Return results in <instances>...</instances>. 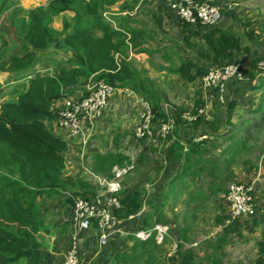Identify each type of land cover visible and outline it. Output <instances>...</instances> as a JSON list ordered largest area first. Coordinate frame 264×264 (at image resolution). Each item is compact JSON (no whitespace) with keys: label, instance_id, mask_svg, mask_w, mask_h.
<instances>
[{"label":"trees","instance_id":"trees-1","mask_svg":"<svg viewBox=\"0 0 264 264\" xmlns=\"http://www.w3.org/2000/svg\"><path fill=\"white\" fill-rule=\"evenodd\" d=\"M119 1L50 0L46 4L27 10L16 35L19 40L24 39L20 53L0 60V72L16 75L19 80H28L11 90H5V95L16 92V97L0 103V264H51L43 254L39 240V233L44 228L42 202L50 196L63 197L61 204L67 208L66 214L69 216L74 199L64 196L66 192H70L74 198L95 196L87 181L65 175L69 143L58 137L52 128L57 118L52 104L79 90L86 91V86L90 83L104 82L139 93L151 103L157 127L161 122H168L167 113H170L174 128L166 138L160 139L157 144L159 146L149 143L147 137L138 139L149 154L139 156L136 168L141 165L144 167L147 161L161 167L164 161L171 164L179 162L182 166L180 177L191 178V185L197 190L190 192V202H200L206 207L205 203L209 199L222 194L224 196L219 199L223 200L225 205L227 203V184L236 178L233 166L237 157L250 145L252 134H248L244 140L236 141L237 134L234 130V134L229 137L231 145L219 153L218 158L212 156L210 149L215 150L217 145L214 142L208 145L210 137L201 141L196 139L206 136L208 130L218 133L226 126H233L232 114L237 105L236 91L248 81L254 80L259 73L264 75V69H259V63L264 60V53L262 54L260 49L253 51L251 47V43L260 42L264 50V39L261 43L260 34L252 26V22H242L236 17L237 12L228 9L227 5H224L223 15L238 20L244 27L243 33L226 29L220 24L204 27L200 23L191 25L179 20L184 32L182 42L175 41V44L184 48L187 56L173 71L184 83L194 84L206 75L210 68L231 63H240L246 74L245 81L229 85L227 115L221 119L213 117L211 122L198 115L203 99L201 94L197 93L192 113L198 118L192 123H187L181 116L184 108L178 106L166 112L160 103L157 90L154 89V82L143 75L133 61L128 60L130 47H133L135 52H138L139 48L142 50L147 40L154 35L155 29L148 31L141 26H134L136 22L124 19V16H106L107 11H111ZM136 1L122 6V12L132 9ZM12 2L15 0H0V23L3 10L5 11ZM163 5L166 12L171 14L167 3ZM62 14L63 28L55 29L52 24ZM154 19L162 24L161 15H155ZM8 45L6 39L0 40V49ZM49 46L61 51L65 62L52 59L50 69H44L35 77L28 78L27 72L39 61V53ZM117 54L119 59L116 58ZM249 55L252 57L247 58ZM234 85L239 88L234 89ZM263 124L257 122L254 126L262 129ZM204 126L208 127V130L203 129ZM183 130L189 132V137H182ZM256 131L255 139L261 134ZM114 140L115 152L91 154V169L97 174L109 176L115 166H123L129 162L130 158L120 151L118 134ZM157 155H161V159ZM244 162L250 163L248 159ZM251 169L255 171L257 167L249 165L248 170ZM204 176L212 179L206 186L200 185ZM150 180L146 177V181ZM172 186L173 182L169 181V193L160 201L157 195H152L146 200L145 204L151 209L150 213L143 211L146 188H125L119 194L121 208L114 211L115 216L119 220L139 216L147 229L156 223H169L170 218L166 216L163 208L164 200L171 197ZM181 186L191 187L186 180ZM181 186L179 190H182ZM168 206L174 219H177L172 210V203ZM223 206L221 204L218 207L223 209ZM226 218L216 216L217 223L224 225V229L218 238L205 243L209 252L199 260L194 249L185 247V242L190 241L187 229L179 230L175 235L178 249L171 261L176 264H226L222 252L228 237L241 233L244 227L249 226L237 219L226 224ZM254 220L264 224V209ZM68 223L70 224L69 220ZM129 238L132 240V246L114 254L112 264H166L167 259L163 254L157 256L161 252V244L154 238ZM254 264H264V238L258 243Z\"/></svg>","mask_w":264,"mask_h":264},{"label":"crops","instance_id":"crops-1","mask_svg":"<svg viewBox=\"0 0 264 264\" xmlns=\"http://www.w3.org/2000/svg\"><path fill=\"white\" fill-rule=\"evenodd\" d=\"M132 1L133 0H120L118 3H116L111 8V11L115 10V12H117V11L122 12L121 7L125 6L128 2L130 3ZM162 2L165 3V0H137L136 2H134L135 5H133L131 7L132 9H126L125 11L122 12V13H126V15H129V16H126V15L125 16L131 17V19H133V21L137 23V25H136V23L135 24L133 23L134 26H137V27L141 26V27H143V29L148 30V31L149 30L151 31V29H155L154 35L152 36V38L147 40L148 42L143 46L142 50H140V48H139L138 49L139 51L135 52L133 47H130L127 58H128V60L133 61V63L136 64L137 68L139 69V71L143 75L149 77L154 82L153 86H154V89L157 90L158 96H159V93L161 91V89L158 88V85H160L161 82H165V83H169V84L171 83V86L173 85V83L175 85H177V84L184 85V87L193 86L194 87L193 95H195V93H196V95H197V93L200 94V90L198 89L199 81L195 82L194 84H185L182 81L181 77L173 71L174 68L177 67L180 64V62L185 58V56H187L185 54L184 48L179 47L175 44V41L179 42V43L182 42V37H183L184 31L182 30V26L179 23L180 19L172 13L171 14L167 13L166 10L164 9V5ZM235 3L236 2L233 1L232 3L226 4V5L229 7L228 9H231V10L234 9L236 11L238 7L236 8V6L234 5ZM230 6H231V8H230ZM160 7H162L161 10H160ZM239 9H240V6H239ZM240 12L243 15H248V16L252 17V14H248V13H252V11L250 9L248 10V9L244 8ZM69 15H71V14L69 13ZM155 15H161L162 16V24L155 21V19H154ZM125 16H124V19L126 18ZM259 16L260 15H258V17ZM63 17H64V14H62V16L58 17V18H61V22H62ZM58 18H56L54 20V22L52 24L53 27H54L55 21L58 20ZM134 18H136V19H134ZM227 18H228L227 16L222 15L218 24L224 26L226 29H233L236 32L243 33L244 27H242L241 24H238L239 22L237 23L238 25H236V24H234V22H232L230 20L228 21ZM241 18H246V17L241 16ZM248 19H250V18H248ZM251 21L253 22V20H251ZM252 26L258 30V32L260 34L261 43H262V40L264 39V29L260 25L254 24V22L252 23ZM54 28L61 30L63 28V22H62L61 27H54ZM16 35H13V37L10 38V42L13 41L15 44L19 45L21 40H19L18 36L16 37ZM262 44H264V43H262ZM49 47L46 49H49ZM251 47H252L253 51L256 49H260V52L262 54L264 53V50L261 48L260 42H259V44L251 43ZM15 53L19 54L20 52L17 53V51H16ZM63 55L64 54L61 52L59 58H57L55 61L57 62V60H59L61 58L60 61L65 62L66 59L64 58ZM156 56H158V58H159L158 60L155 58ZM251 57H252V55H249L247 58H251ZM50 61H49V64L47 65L48 62H46V63L43 62L41 57L39 56V61L27 72L28 73L27 77L28 78L35 77V75H38L39 73L43 72L44 69H50L52 67V64H51L52 62H50ZM2 75H5L3 77H5L7 84L4 85L3 87H1V89H0V100H1L0 103L5 101L9 96V95L4 94L5 90H11V89L17 87L20 83H23L22 82L23 79L19 80L18 76H16V75H12V74L7 73V72H0V79L2 78ZM260 75L261 74H258L254 80L248 81L241 88H239L237 86H235V88H234L236 90L239 88L236 91L237 92V94H236L237 105H240V104L243 105V102L245 100V93L247 92V90L248 91L250 90V92L247 93V96H249L247 104H246L247 106L245 108L243 107L246 110H245V112L241 113L242 122H241L240 126L235 124L234 128H232V127L228 128L229 126H226L220 130L221 133H222V131H224L223 132L224 136H222V140H223V142L227 143V146L231 145V141H229V137L232 136V134H234L235 129H236V134H237L235 136L236 141L245 139V137L248 135V134L246 135L244 133V132H247L246 122H248L250 124V127L248 128V129H250L249 132H251V131L253 132L254 130L260 131L261 134L264 132V128L261 129V128H256L254 126L257 122H263L264 123V75H261V76ZM172 76L174 78H172ZM7 77H9V78H7ZM249 85H250V87H247ZM228 93H229V90H228ZM139 97H142L139 93H137L133 90H130L128 88H122L120 91H118L114 94V96L111 99L112 101L110 103L109 108L104 111L101 119L99 121L95 122L94 124H87L85 126V135H82L79 137H72L67 131L60 129V128H58V126L53 124L52 128L54 129L55 134L58 137L67 140V142L69 143V149L66 152L67 169L65 171V175H69V176L76 178V179H79V180L84 179V181H87L92 186V189L94 190L95 195L102 191L103 188L100 184V180L97 177V174L93 175L94 179L92 182H90V181L86 180L87 178L86 179L84 178V176H83L84 174H83V172L81 173L80 170H76V171L73 170V173H71V172L67 173V170H68L70 164H71V167H73V165L75 167H77V165H75V163H83L84 159L89 160V162H91V158L88 159L86 156L92 150H93V153L94 152L95 153H104V152H108V151H112V152L116 151L115 140H114L115 136H113V139H112V144H113L114 148L112 150H108V151H100L99 149H96V148H98V146H96V148H95V146H93V140L98 138V136L101 137V141L103 143L102 147L106 148L107 145H109V139L108 140L105 139L106 133L108 134V132H109V127L111 126V119L114 118V116L116 115V113L118 111L117 109H119L117 107V101L118 102L123 101L125 103L128 102L132 106L134 103V99L138 100ZM159 99H160V103L162 104V106L166 112H168L169 109L173 108L172 105L165 104V102H166L165 97L162 98L161 96H159ZM249 102H250V104H248ZM219 103H220L219 104L220 106L226 105V103L223 104L220 101H219ZM137 114H138V112H137ZM137 114H136V120L138 117ZM167 114L169 116L168 122L170 121L172 123L173 128H174V121H173L172 117H170V113H167ZM181 116H183V115H181ZM134 117H135V115H134ZM203 117L207 121L210 120L208 116H203ZM244 120H246V122H244ZM184 121L187 123L194 122V121L190 122V121H186V120H184ZM164 123H166V122H164ZM106 125H109L107 127L108 129L105 128ZM173 128H172V130H173ZM207 128L208 127L204 126L203 129H207ZM200 129H202V128H200ZM123 131H125V130H123ZM239 131L241 134V138H239L240 136L238 137ZM213 134H215V137ZM181 135L183 138H187V137H189V132L186 130H183ZM219 135L220 134L213 133V132L208 130V134H206V138L210 137V142L208 143V145H210L213 142L215 143L216 136H219ZM121 137H125V135L122 134ZM121 137H120V151L129 157L130 155L127 154L125 152V150H123V147H122L123 138H121ZM259 137H260V135L258 136V138ZM132 138H133V140L136 141V145L138 147V149H137L138 158H139V156H141L143 154L148 155L149 152L145 149L144 145L139 143L140 140H138V138L135 135V129L132 130ZM255 138H256V136H255ZM148 142L155 144V143L150 142V141H148ZM148 142H147V144H148ZM155 145L159 146L157 144H155ZM216 145H217V148L215 150L210 149L212 156L214 158H216L215 151H217L219 154V153H222L227 148V147L223 148L226 145L225 146L223 145L222 147H219L218 144H216ZM135 146H134V149H135ZM220 149H222V150H220ZM85 151H86V153H85ZM219 151H221V152H219ZM157 156H158V158L161 159V155H157ZM153 157L154 156H152V159H153ZM207 158H208V156H207ZM152 163H154V162H152ZM157 171H158V173H160L159 175H157L158 177H155L153 179H152V177H148L151 180L146 181L147 176L144 175V177L139 178L132 185H130V187L131 186H133V187H131V188L128 187V188L130 190H133V189L138 188V187H142V186L145 187V184L148 183L149 186L145 187L147 190V193L145 195V199L143 200V202L145 204L146 200L149 199V197L152 195L153 196L154 195L159 196L158 201H160L164 196H166L169 193V189H167L168 182L169 181L173 182L172 191L170 192L171 197L164 200V207L166 208V211H165V208H163V210L166 212V216L168 218H170V220L171 219L173 220L172 223L169 222L171 225L170 230H171V235L174 236V240L177 241V239L175 237L176 233L179 230L185 229V228L189 232L190 228L187 226H185V227L183 226L184 228L183 227L181 228V226H180L181 222L179 221L180 220V215H179L180 213L175 212V211H179V210H177L176 205H178V203H180V204L182 203V205L184 207V210L182 213L183 218H186L187 216H189L188 214L191 213L190 211H191L193 205L195 207H196V205H199L200 207H198V209H204V206L202 204H200V202H198V203H196V201L190 202V199H189L190 192H192L194 190L197 191V190L193 188V185H191V181H192L191 178H189V177L181 178L180 177V173L182 172L181 163L178 162V163H172L171 164V163H167L164 161L162 169L157 170ZM184 180H186L187 183H190L191 187L187 188V186H181V183H183ZM210 181H212V179H209L207 176H204L202 178V180L200 181V185L206 186V184ZM100 186H101V189H100ZM179 186H181L182 190H179ZM99 189H100V191H99ZM68 193H70V192H68ZM68 196H70V195H68ZM222 196H224V195L220 194L219 196L213 197L212 199H209L208 201L209 202H211V201L215 202V200L219 199ZM61 199H62L61 196H59V197L50 196V197H47L43 201V202H45L44 204L42 202V204H43L42 205V211H43L42 212V219L44 221V228L39 233V240L42 244V252L46 256V258H48V260L50 261L51 264H62V262L64 261L65 253L69 249V246L71 244V239H72L71 237H72V233H73L72 223L71 222H70V224L68 223V220L70 221L71 217L67 216V214H66L67 208L61 204ZM52 200H55V201H52ZM225 200H226V197H225ZM208 201L205 203L206 205L208 204ZM170 203H172V210H173L174 214L177 216V219H174L173 215L171 214V211L168 209L169 208L168 204H170ZM53 205H55V207H54V209H51V208H53ZM189 206H191V207H189ZM146 208L150 209L148 207V205L145 204L143 211H146ZM69 211H70L69 214H71L72 209L70 208ZM150 212H151V209L148 213H150ZM52 215H54V217L51 218ZM66 218H68V219H66ZM120 221H121L120 226L127 229V230L147 229V227L141 221L139 216H135V217L132 216L128 220H120ZM156 224H160V223H156ZM100 235H101V230H100L98 224H94L90 228V230H88L85 234L81 235V258L85 264H112L114 254L121 253L125 250H128L132 246V240H131V238H129L130 236H122V235H113L109 238L106 245H101Z\"/></svg>","mask_w":264,"mask_h":264},{"label":"rangeland","instance_id":"rangeland-1","mask_svg":"<svg viewBox=\"0 0 264 264\" xmlns=\"http://www.w3.org/2000/svg\"><path fill=\"white\" fill-rule=\"evenodd\" d=\"M50 0H15V2H12L11 5L1 14V23H0V40L4 41L5 39H7L8 41V46H4L3 48L0 49V60H3L5 58H9L11 54H14L16 51L17 53H19L21 51V45L22 42H24V39H20V43L15 44L13 41L10 42V38L13 37V35L18 34V31L20 30V25H22L24 18L26 16V12L27 10H30L32 8L38 7L40 5L46 4L48 3ZM233 1L236 2L235 6L237 8V18H239L240 20H242L243 22H247V21H251L253 20L254 24L256 25H260L263 29H264V0H217V5L220 6L221 8V17L223 15L222 11L224 8V5L232 3ZM167 3V2H165ZM220 3V4H219ZM135 5V4H134ZM240 6V9H239ZM229 8V7H228ZM250 9L252 11V13H248V14H252L251 16L248 15H243L240 11L242 9ZM16 9V10H15ZM22 10H24V12H22ZM231 10V9H230ZM108 13H106V16L108 17H121V16H125L126 13H122V12H115V10L113 11H107ZM245 12V11H244ZM239 14V15H238ZM258 15H260L258 17ZM129 16V15H126ZM125 16V17H126ZM242 17H246V18H241ZM250 19H248V18ZM133 18V17H132ZM125 19H131V17H126ZM136 19V18H134ZM228 21H232L234 22V24L238 25L240 24V22L238 20H234L232 18H227ZM62 22H63V18H62ZM61 22V18H58V20L55 21L54 27H61L62 25ZM239 22V23H238ZM252 22V21H251ZM252 22V23H253ZM238 23V24H237ZM22 37L24 36L23 34L21 35ZM14 44V45H13ZM258 47V46H257ZM61 51L56 50L53 46H50L49 49H44L39 53V56L41 57L43 62H48L47 65L49 64V61L54 59L53 61H55L57 58H59ZM157 60L159 59L158 56L155 57ZM61 59V58H60ZM46 65V64H45ZM8 73V72H7ZM260 74V73H259ZM5 75H2V78L0 79V89L1 87H3L4 85H6V79L5 77H3ZM9 78V77H7ZM172 78H174L172 76ZM23 83L28 82V80H23ZM187 84V83H185ZM198 89L200 90V94L202 96L203 99V105H201L200 110L204 109L206 110V115L203 116H208L210 120L208 121H213V117H217V118H222L225 115H227V109H226V105H219V100L218 98L215 96L216 94V90H204L202 88V85L200 84V80L198 83ZM236 86V85H234ZM20 87V86H19ZM18 87V89H19ZM247 87H250L247 86ZM158 88L161 89L159 96H161L162 98L165 97V104H170L173 106V108L178 107V106H182L185 112H191L193 111V104L196 97V93L195 95H193L194 93V87L193 86H188V87H184V85L181 84H177L175 85L173 83V85L171 86V83H165V82H161L160 85H158ZM250 90L245 93V100L243 102V105H236L235 110L233 111L232 114V124L233 126H229L230 127H235V124L240 126L241 122H242V117H241V113L245 112L246 109H244L247 105V101L249 96H247V93H249ZM11 96V97H9ZM7 99H14V97H16V92L9 95ZM6 99V100H7ZM112 99V98H111ZM5 100V101H6ZM1 101V100H0ZM112 100H110L109 102V106ZM227 102V101H226ZM250 104V102L248 103ZM108 106V108H109ZM117 107L119 109H117V113L114 116V118L111 119V126L109 127V132L108 134L106 133V140L109 139V145H107L106 148L102 147V141H101V137L98 136V138H96L95 140H93V146H98V148L100 151H108V150H112L113 144H112V139L113 136L116 137V135L118 134L119 136L122 134L125 135V137H121L123 138L122 141V147L123 150H125V152L127 154H129V158H130V162L135 163V169L133 171H131L130 173H128L123 180V184H124V189L127 187H130V185H132L136 180H138L139 178L144 177V175H146L147 177H158L157 175H159L160 173H158L157 170L162 169L161 165H156V163H148V161L143 165H141L139 168H136L137 164H138V152H137V145H136V141L133 140L132 138V130L136 129L135 127H138L141 124V106H140V101L139 100H135L134 99V103L131 106V104H129L128 102L125 103L123 101L118 102L117 101ZM244 107V108H243ZM107 108V109H108ZM138 112V114H137ZM136 114L138 115L137 120H136ZM193 114V113H192ZM135 115V117H134ZM103 116V115H102ZM101 119V118H100ZM99 119V120H100ZM98 120V121H99ZM244 122H246V120H244ZM243 122V123H244ZM164 123V122H163ZM162 122L159 123L160 125L163 124ZM253 123V122H252ZM137 124V125H136ZM109 125H106L105 128H107ZM154 129H158L159 127H157V125L154 123ZM250 127V124L248 122H246V129L247 132H244L246 135L247 134H252V140L250 139V145L247 147V150H245L242 154H240L237 158V162L234 164L233 166V170H234V176L236 178H234L233 181L231 182H250L253 178H255V174H259L260 173V180L258 182V188L256 191V202H257V215L255 217H251V218H239L237 220H240L241 222L244 223V225L248 224V227H244L241 231V233L239 234H232L228 237V240L226 241V245L223 248V261L226 264H254V261L257 257L258 254V243L264 238V224H262L261 222L257 221L255 222V218L257 219V217H259L262 213V210L264 209V132L262 134H260V137L258 139H255V136L257 134V131L254 130L253 132H249L250 129H248ZM134 128V129H133ZM108 129V128H107ZM125 130V131H123ZM236 130V129H235ZM246 131V130H245ZM224 131L218 132L217 134H220L219 136H216V141L215 143L218 144L219 147H222L223 145L226 148L227 143L223 142L222 140V136H224L223 134ZM215 137V134H213ZM240 136V137H239ZM238 137L241 138V134L240 131L238 133ZM237 137V138H238ZM136 145V146H135ZM135 146V149H134ZM222 148V149H223ZM220 149V150H222ZM137 152V153H136ZM221 152V151H219ZM86 153V151H85ZM93 153V150L91 152H89L87 154V158H91V154ZM85 155V154H84ZM215 156L216 158H218V152L215 151ZM128 157V156H127ZM249 160L250 163L247 164L244 162V160ZM75 165H77V167H75L73 165V167H71V164L67 170V173H73V170H80L81 173L83 172V176L86 180L92 182L93 181V175L97 174L96 172L93 171V169H91V162H89V160H85L83 163H75ZM249 165H253L254 168L257 167V169L255 171H252V169L249 171L248 170V166ZM71 167V168H70ZM100 175V174H98ZM102 176H106L109 177L111 175H100ZM149 186V184H145V187ZM133 187V186H131ZM130 187V188H131ZM101 189V186H100ZM99 189V191H100ZM66 197H71L68 195H64ZM74 199V197H71ZM63 199V197H62ZM61 199V200H62ZM55 201V200H52ZM226 202V200H225ZM45 202H43L44 204ZM42 204V205H43ZM221 204H223V209H219L218 206H221ZM49 205V204H48ZM56 205V204H55ZM55 205H53L54 209ZM177 206V210L179 211H175L177 213H180V226L181 228L184 226L189 227V232H187V237L190 239L189 242H185V247L187 248H192L195 250L196 252V257L199 259H202L206 256V254L209 252L206 248V242L210 239H215L218 238L221 234L222 231L224 229V225L222 224H218L216 221V216H226V224H229L231 221L235 220L232 219L230 210H229V206H227V203L225 205V203L223 202V200H215L209 202L206 205V207H204V209H198L197 207H195L194 205L192 206L191 209V213L188 214L189 216H187L186 218H183V210L184 207L182 205V203H178ZM68 207V206H67ZM191 207V206H189ZM70 208H73V205L70 206ZM165 208V207H164ZM146 211L149 212L150 209L146 208ZM166 211V208H165ZM43 212V211H42ZM72 212V211H71ZM53 214V213H52ZM54 217V215L51 216V218ZM69 217H71V214H69ZM60 218V217H59ZM58 218V219H59ZM68 219V218H66ZM259 220V218H258ZM70 222H71V218H70ZM170 222L172 223L173 220L171 219ZM162 224V223H160ZM163 225H169V227L171 226L170 223H166ZM183 227V228H184ZM169 237L161 244V252L158 253L157 256H159L160 254H163V256H165V258H168V255L171 257L173 256V251L174 252V257L176 256V252H177V247L175 246V243L177 244V242L174 240V236L171 235V230L169 232ZM211 253V251H210ZM167 264V261H166Z\"/></svg>","mask_w":264,"mask_h":264},{"label":"built area","instance_id":"built-area-1","mask_svg":"<svg viewBox=\"0 0 264 264\" xmlns=\"http://www.w3.org/2000/svg\"><path fill=\"white\" fill-rule=\"evenodd\" d=\"M170 13L180 20L191 25L200 23L205 27L216 26L221 18V8L217 0H165ZM236 4V3H235ZM234 4V5H235ZM231 8V6H230ZM116 58H120L117 54ZM259 69H264V60L259 63ZM246 74L240 63H231L222 67L210 68L206 75L200 79L204 90H216L215 96L222 103L227 101V92L231 83L245 81ZM104 82L90 83L86 91L79 90L76 93L65 96L52 104V110L56 114L54 124L58 128L67 131L72 137L85 135V126L94 124L108 108L109 102L114 94L120 91ZM141 106V124L136 127L135 135L138 139L147 137V140L155 144L160 139L166 138L172 131V123L166 122L154 129L155 113L151 103L139 97ZM206 110L199 109L200 116L205 115ZM183 119L195 121L198 116L191 112H183ZM199 137L196 141H201ZM135 169V163H125L123 166H115L111 176H99L102 191L94 197L74 198L71 223L73 233L71 244L66 251L62 264H85L81 258V235L85 234L94 224H98L101 235V245H106L113 235L134 236L140 240L154 238L158 244H162L170 232L169 225L155 224L152 228L141 230H127L120 226V220L115 216L114 211L121 208L119 194L124 190V177ZM96 175V174H95ZM250 182H230L227 184L226 202L232 219L251 218L257 215L256 191L260 180V173L255 174ZM66 195L72 194L66 192ZM175 246L178 249V241ZM167 258V264H176L171 261L174 257Z\"/></svg>","mask_w":264,"mask_h":264}]
</instances>
